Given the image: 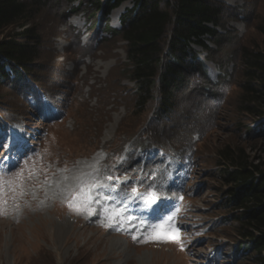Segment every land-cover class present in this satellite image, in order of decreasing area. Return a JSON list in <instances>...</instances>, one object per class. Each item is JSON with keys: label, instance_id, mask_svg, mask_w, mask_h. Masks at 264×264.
<instances>
[{"label": "rangeland", "instance_id": "rangeland-1", "mask_svg": "<svg viewBox=\"0 0 264 264\" xmlns=\"http://www.w3.org/2000/svg\"><path fill=\"white\" fill-rule=\"evenodd\" d=\"M218 1L222 5V25L217 26L222 34L220 44L204 34L201 39L207 48L194 39L190 45L204 61L208 74L217 76L222 65L233 82L241 46H251L253 41L261 45L257 27L264 25V0ZM132 5L133 0L123 1L106 20L89 1L43 0L40 5H29L35 14L28 25L35 28L40 42L37 58L28 65L24 77L43 92L41 99L34 95L32 102L40 101L45 108L40 107V111L28 106L19 84L0 83V112L18 117L10 128L13 134L8 137L5 132L1 138H5L4 144L7 138L22 142L14 148L0 146L5 182L0 196L5 201L0 206V264H255L250 256L241 258L236 249L239 237L233 228L237 221L226 219L232 218L233 209L224 207L227 185L221 177L224 168L217 151L233 144L244 146L256 158L264 147L262 141L246 142L242 135L247 117L237 109V78L230 93L218 96L224 104L215 107L198 98L196 73L185 68L171 83L173 106L162 123L150 126L147 119L154 104L137 105L136 83L127 69L126 42L107 28H121V15ZM71 6L76 8L74 12ZM20 29L13 26L6 31ZM168 33L170 30L169 37ZM157 94L158 88L155 97ZM144 126L155 131L146 140L191 146L196 158L194 171L183 174L179 163L171 162L168 179L157 183L163 187L156 204L146 207L139 204V198L121 204L126 215L144 222L135 230L119 216L115 222L109 219L110 209L105 206L113 202L103 198L100 203H88L84 198L73 201L83 211L70 207L78 183H91L93 177L104 183H110L105 179L108 176L119 182L131 180V185L120 186L146 192L149 186L142 182L141 174L117 170L126 157L128 142ZM123 144L117 163L108 165V151ZM153 148L138 156L151 154L158 159ZM100 153L105 155L100 158ZM169 162L166 157L158 163L164 167ZM119 170L123 171L120 177L116 176ZM174 213L180 242L143 241L145 224L164 226ZM220 217L226 221L219 223ZM157 230L168 231L167 227ZM151 231L147 229L146 234ZM133 234L140 238L134 240Z\"/></svg>", "mask_w": 264, "mask_h": 264}, {"label": "trees", "instance_id": "trees-1", "mask_svg": "<svg viewBox=\"0 0 264 264\" xmlns=\"http://www.w3.org/2000/svg\"><path fill=\"white\" fill-rule=\"evenodd\" d=\"M73 1L80 4L89 1L95 10L100 11L101 19L106 20L109 13L125 0H67L68 3ZM31 3L40 5L43 0H0V83L19 84L21 97L27 105L42 111L41 108L45 106L40 101L33 103L32 98L36 95L41 99L43 92L25 81L24 77L28 65L37 58L40 42L35 28L28 25L35 14V9L29 6ZM75 9L71 6L70 11L74 12ZM221 16L222 5L218 0H133V5L121 15V28H107L113 36H119L126 42L127 69L136 83L137 105L154 104L147 119L150 126L154 122L162 123L161 119L173 106L171 83L188 68V71L196 73L198 84L195 93L198 98L208 100L215 107L224 104V99L220 100L218 96L230 93V88L237 83L240 87L237 109L247 117V121L243 122L245 124H242L245 129L242 135L246 142L256 144L262 141L264 144V25L257 27L262 34L261 45L253 41L251 46H241L238 52V64L234 71L236 83L235 79L230 82V75L226 77L227 70L222 65H219L222 70L217 76L208 74L204 61L190 45L191 39H194L207 48V43L201 39L204 34L211 36L219 45L222 34L217 26L222 25ZM13 26L22 29L12 33L6 31ZM157 88L158 96L155 97ZM17 118L0 112V140L3 145L6 140L1 138L2 134L6 132L8 137L12 135L11 129ZM150 126L141 128L137 136L128 142L126 157L121 160L117 170H129L135 176L141 174L146 186L167 180L171 162L174 161L179 163L178 169L183 174L192 173L196 166L194 149L165 140H146L155 133L152 128L147 130ZM153 146L159 153L158 159L151 154L138 156L139 152L145 153ZM123 147L124 144L117 150L108 151V165L117 163ZM261 150L262 153L256 158L244 146L226 144L217 150L219 164L224 168L221 177L227 185L228 196L224 199V207L233 209L232 218L226 219L237 221L233 231L239 237L236 249L241 252L240 257L250 256L255 264H264V147ZM166 157L170 162L161 167L158 162ZM120 171L116 176L123 175V171ZM161 173H164L163 178ZM131 182L128 180L126 185H131ZM218 219L219 223L226 221L221 217Z\"/></svg>", "mask_w": 264, "mask_h": 264}, {"label": "snow or ice", "instance_id": "snow-or-ice-1", "mask_svg": "<svg viewBox=\"0 0 264 264\" xmlns=\"http://www.w3.org/2000/svg\"><path fill=\"white\" fill-rule=\"evenodd\" d=\"M5 148L8 145H0ZM105 154L100 153L98 157L102 158ZM3 159H7L4 157ZM99 160H97V163ZM61 171H67V169H63ZM166 171V170H165ZM3 170H0V196L3 194L4 188V180L2 176ZM161 178H163L164 173H161ZM19 178L21 181V187L23 185V173L19 174ZM110 183H104L99 181L95 177L92 178V182L88 183L86 181H80L78 183V191L73 193L72 199L69 201V206L74 208L77 211H83V207L80 204L74 203L73 201L84 198L87 200L88 203H100V198H103L105 201H111L110 205H106V210H109V219H112L115 222V217L119 216L121 220H126L129 224V228L132 230L137 229L140 224L144 223L140 221L139 217L132 216L130 214L126 215V208H121L120 205L124 204L125 201H137L139 204H143L146 207H151L152 205L156 204L158 200L161 199V194L159 189L163 187V185H157L155 182L151 184L144 194H141L136 188H132L130 191L127 190L125 187H121V183H127V181L119 182L118 178H113L112 176H108L105 178ZM95 190V195L93 194ZM22 194V193H21ZM182 199V197H181ZM5 203L3 199H0V206ZM179 209H176L178 213ZM90 215H95V212H90ZM140 221L138 224L131 223L132 221ZM175 220V213L170 215L166 218L165 225H151L145 224L144 229L141 230V235L143 236V241L148 242L149 240H156V241H176L180 242L181 237L179 235V228L174 224ZM111 226V225H110ZM162 227H167L168 231L157 230ZM147 229H152L151 233H147ZM116 230H121V228H117ZM132 238L134 240L139 239L137 235L133 234Z\"/></svg>", "mask_w": 264, "mask_h": 264}]
</instances>
